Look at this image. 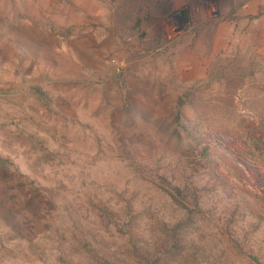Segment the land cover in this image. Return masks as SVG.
<instances>
[{
  "label": "rangeland",
  "instance_id": "374dc122",
  "mask_svg": "<svg viewBox=\"0 0 264 264\" xmlns=\"http://www.w3.org/2000/svg\"><path fill=\"white\" fill-rule=\"evenodd\" d=\"M0 264H264V0H0Z\"/></svg>",
  "mask_w": 264,
  "mask_h": 264
}]
</instances>
